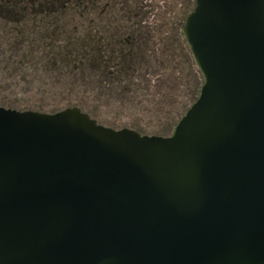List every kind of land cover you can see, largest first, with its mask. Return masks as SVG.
<instances>
[{"label": "water", "instance_id": "1", "mask_svg": "<svg viewBox=\"0 0 264 264\" xmlns=\"http://www.w3.org/2000/svg\"><path fill=\"white\" fill-rule=\"evenodd\" d=\"M195 4L172 135L0 108V264H264V0Z\"/></svg>", "mask_w": 264, "mask_h": 264}, {"label": "trees", "instance_id": "2", "mask_svg": "<svg viewBox=\"0 0 264 264\" xmlns=\"http://www.w3.org/2000/svg\"><path fill=\"white\" fill-rule=\"evenodd\" d=\"M12 1H25L23 12H21V4H16L18 8L11 9L10 12L0 8V17L20 13L19 15L24 14L27 17L56 18L58 43L61 48L56 56L57 65L61 68L59 80L67 82L68 93L87 95L95 104L119 103L124 107L136 104L138 106L148 98L150 99L148 101L154 105L172 107L176 97L172 93L175 88L190 87L191 102L182 105L160 135L148 136L172 135L178 122L198 99L204 77L197 68L182 32L187 17L195 8L194 0H183L185 11L181 16L180 14L176 16L173 4L172 7L168 5V8L159 7V5L155 6L156 2L151 0H48L49 3L42 7L44 10H39L40 13L35 7L32 8L33 2L37 0ZM158 8L159 10L164 8V11L156 13ZM147 11H150V16L155 15V17L160 16L161 12L163 14L162 20L154 18L145 29L148 42L143 46L144 61L141 71L134 77L129 75L128 80H125L123 73L111 74L103 78L101 71L94 66L96 62L93 61L96 60L98 49L102 44L100 20L103 17L127 19L135 14L144 16ZM106 27L103 43L106 42L110 44L109 48L115 49L117 47L115 42L118 39L110 38L115 33L111 29L114 24L109 22ZM115 62L114 58L111 64ZM86 104L83 106L80 103L82 107L79 106V108L83 110ZM91 117L94 118L92 115Z\"/></svg>", "mask_w": 264, "mask_h": 264}, {"label": "flooded vegetation", "instance_id": "3", "mask_svg": "<svg viewBox=\"0 0 264 264\" xmlns=\"http://www.w3.org/2000/svg\"><path fill=\"white\" fill-rule=\"evenodd\" d=\"M33 3L32 8L35 7L39 12V10H44L42 7L49 2L48 0H37ZM16 4H21V12H23L26 5L25 1H0V8L10 12L9 10H14L17 7ZM3 5H8L10 8ZM19 14L14 15L13 13L11 16L0 17V92L2 94H19L33 88L39 90L44 87L56 88V93L58 92L57 88L60 87L63 92H67V82L59 80L61 68L58 67L56 61L58 50H61L58 43L56 18L46 16L27 17L24 14L22 16ZM149 14L150 11H147L144 16L135 14L134 16L130 15L127 19L123 17L112 19L103 17L100 20V40L102 44L98 49L96 60L93 61L96 62L94 66L101 71L103 78L111 76V74L119 75L123 73L125 74V80H128L129 75L134 77L137 72L141 71L144 61L143 46L148 42L145 29L149 27V24L155 18V15L150 16ZM109 22L114 24L111 29L115 31L110 38L118 39L115 42L117 46L115 49L109 48L110 44L103 43L106 37V25ZM114 58L116 62L112 65L111 62ZM15 89L17 90L14 91ZM12 101L19 102L16 97ZM44 103L43 101H37L23 107L8 104L1 105L0 108L41 114H56L68 108H79L78 106H69L61 110L46 111ZM79 109L89 115L91 119H94L90 114L84 112L81 108Z\"/></svg>", "mask_w": 264, "mask_h": 264}, {"label": "rangeland", "instance_id": "4", "mask_svg": "<svg viewBox=\"0 0 264 264\" xmlns=\"http://www.w3.org/2000/svg\"><path fill=\"white\" fill-rule=\"evenodd\" d=\"M4 1V0H0ZM7 1V0H6ZM151 2H156V5L164 6L165 8L172 7L174 8V12L176 16L185 11V5L183 0H151ZM164 11V8L156 11ZM160 16H156L155 19L162 20V13ZM174 14H172L173 16ZM41 89V90H40ZM39 90L36 88L24 91L19 94H2L0 92V106L13 104L14 106L23 107L29 103H35L37 101H43L44 109L46 111H51L54 109H64L69 106H81L80 103L84 106L86 104V108L83 109L84 112L92 115L94 119L98 121L99 124L113 128L115 130L121 129H131L135 130L143 135H160L163 128L167 125L169 121L174 117V115L180 110L182 105L191 102L190 100V87H177L172 92L174 97L173 106H163V105H154L151 103L150 99H144L142 105L137 104L122 106L119 103H105V104H95L93 100L89 99V96L83 94H69L67 92H63V89L58 87L57 93L56 88L49 89L48 87L40 88ZM15 89L14 91H16ZM56 93V94H55ZM191 93V92H190ZM15 97L19 102H15ZM11 99V102H10ZM21 101V102H20ZM83 101V102H82ZM56 107V108H55ZM82 107V106H81Z\"/></svg>", "mask_w": 264, "mask_h": 264}]
</instances>
